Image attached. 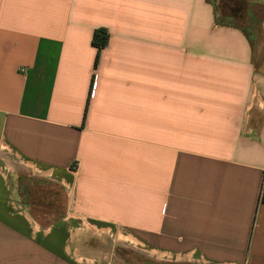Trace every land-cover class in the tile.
Listing matches in <instances>:
<instances>
[{"label":"crops","instance_id":"0c3cea01","mask_svg":"<svg viewBox=\"0 0 264 264\" xmlns=\"http://www.w3.org/2000/svg\"><path fill=\"white\" fill-rule=\"evenodd\" d=\"M248 2L257 47L216 0H0V264H67L65 228L15 190L25 169L72 178L74 215L157 233V258L264 264V0Z\"/></svg>","mask_w":264,"mask_h":264},{"label":"rangeland","instance_id":"374dc122","mask_svg":"<svg viewBox=\"0 0 264 264\" xmlns=\"http://www.w3.org/2000/svg\"><path fill=\"white\" fill-rule=\"evenodd\" d=\"M216 2L220 15H232L229 9L238 8L235 23L241 27H252V31L256 27L251 11L257 13L258 20L262 9L260 5L251 7L249 2L233 0ZM13 177L21 202L28 205L40 225L51 227L60 224L65 228L67 264H189L177 262L180 258L170 255L161 258L158 254L157 258V245L153 243L157 233H146L145 241L137 233H127L113 224L74 215L72 178L62 185L38 178L26 169ZM63 215H66V220L61 222Z\"/></svg>","mask_w":264,"mask_h":264},{"label":"trees","instance_id":"16d2710c","mask_svg":"<svg viewBox=\"0 0 264 264\" xmlns=\"http://www.w3.org/2000/svg\"><path fill=\"white\" fill-rule=\"evenodd\" d=\"M233 1H235V2H239V1L248 2V0H233ZM237 9L238 8L229 9L230 14H232V15H220L219 9L217 8V5H216L215 11L217 14V22H219V24H222V25H228V26L240 28L246 34L248 39L251 41V43L253 44V47H257V33L259 30V21L256 19V16L251 12V16L253 18H255V20H256V27L253 28V31H252V27L251 28L250 27H247V28L241 27L240 25L235 23V21H236L235 15H238ZM108 41H109V36H108L106 31L101 30V31L95 32L94 38H93V46L99 50V54H100V51L108 45ZM99 54H98V58L96 60L95 66L98 65ZM261 203L264 204V187H263Z\"/></svg>","mask_w":264,"mask_h":264},{"label":"built area","instance_id":"2783aa9c","mask_svg":"<svg viewBox=\"0 0 264 264\" xmlns=\"http://www.w3.org/2000/svg\"><path fill=\"white\" fill-rule=\"evenodd\" d=\"M15 202V201H14ZM17 202V201H16Z\"/></svg>","mask_w":264,"mask_h":264}]
</instances>
